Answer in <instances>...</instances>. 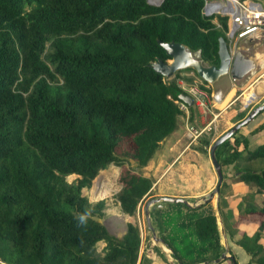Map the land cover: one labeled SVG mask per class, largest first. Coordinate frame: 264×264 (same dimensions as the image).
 Segmentation results:
<instances>
[{
    "label": "trees",
    "instance_id": "16d2710c",
    "mask_svg": "<svg viewBox=\"0 0 264 264\" xmlns=\"http://www.w3.org/2000/svg\"><path fill=\"white\" fill-rule=\"evenodd\" d=\"M202 3L0 0V264H135L137 223L111 234L97 219L104 200L91 202L81 189L115 163L123 213L132 215L148 192L151 179L122 162L146 164L183 112L179 70L168 78L148 63L166 60L160 39L182 42L217 64L226 17L212 21L201 14ZM263 126L262 120L249 132ZM241 127L216 146L215 157L220 166L232 164L229 183L249 184L251 193L241 195L248 205L235 211L219 195L216 207L223 231L249 255L246 264H264V217L251 234L238 230L236 218L264 214V140L248 147ZM69 174L75 177L67 180ZM161 210L152 215L178 262L210 263L224 251L208 201Z\"/></svg>",
    "mask_w": 264,
    "mask_h": 264
},
{
    "label": "rangeland",
    "instance_id": "374dc122",
    "mask_svg": "<svg viewBox=\"0 0 264 264\" xmlns=\"http://www.w3.org/2000/svg\"><path fill=\"white\" fill-rule=\"evenodd\" d=\"M260 1L264 2V0ZM238 43L246 44L248 42L247 40H239ZM255 50L261 55L259 64L256 69L247 73L240 80H234L229 75H225L219 81L209 84L207 82L203 83L202 79L192 69H181L178 71V76L175 78V81L181 84L182 91L188 94V87L194 85L203 89L205 97L199 99L202 102L200 104L196 103V98H194L190 105V111L187 108L188 105L185 103L184 107L181 108L183 112L177 115L175 128L158 142L155 151L146 164L137 166L134 161L127 162L126 159L123 160L122 164L124 166L130 167L132 170L148 176L151 179V186L148 192L137 203L132 215L123 213L119 209L118 201L115 197V193L120 188V184L117 181L120 167L118 164L108 163L104 168L98 170L97 174L91 180L89 187H83L81 189L82 194L86 195L91 202L98 199L104 200L105 204L102 209V214L97 218H99V221L102 222L108 232L115 236H120L125 228V223L127 221H135L142 230L143 242L148 240L150 238V232L146 227L143 207L145 201L150 197L176 195L184 197L191 205L204 202L202 197H207L216 183V173L208 155L210 143L232 123L239 120L241 118L239 117L240 114L244 113L243 115H245L251 107L260 103L264 98V33L260 37L259 45ZM172 76L173 74L168 78ZM208 88L209 90H207ZM229 88H234L232 95L234 94L236 96L242 93L240 94V98L236 101L229 102L228 98H222L219 101L220 98L215 100L211 96L215 92H219L218 94L220 96ZM190 94L191 92L188 95ZM191 97L193 98L192 94ZM176 101L179 103V100ZM262 113L263 116L261 114L260 118L262 117L264 122V112L262 111ZM240 132L241 134L243 133L241 129ZM240 132L236 133L241 135ZM205 139L209 140V144L206 145L203 143ZM263 140L264 131L251 137L248 147H252ZM127 159L129 160L128 157ZM254 165L250 163L248 166L254 167ZM221 172L222 180L217 193V197L220 195L219 203H223V197H225L227 203L229 202V205L235 211L238 207L248 205V196H245L247 198H243L238 194L228 196L231 192L227 193V191H230L229 188H232L233 185L228 180V177L233 174L232 164L221 165ZM73 177H75V174H69L66 176V179L70 180ZM98 190L101 191V194L94 196V192ZM244 190L247 193L246 195L251 193L249 187ZM199 195H202V197L200 198ZM217 197L213 193L211 198L205 201H208L214 209L218 238H221L223 245V234L220 230V221L215 209ZM152 207L154 205H149L148 207L151 224L155 223L151 211ZM162 207H159V209L161 210ZM163 213L164 211L161 210L159 215ZM261 217H264V214L251 213L248 217L237 214L236 218L240 225L239 231H251L253 227L256 229ZM156 231L163 233L164 229L161 226V228H156ZM102 244V241H98L97 248H100ZM141 246L144 249L143 252L150 251L149 244L145 246L142 244ZM235 246L240 249L242 256L246 255L241 247ZM221 263L227 264L225 261Z\"/></svg>",
    "mask_w": 264,
    "mask_h": 264
},
{
    "label": "water",
    "instance_id": "95a60500",
    "mask_svg": "<svg viewBox=\"0 0 264 264\" xmlns=\"http://www.w3.org/2000/svg\"><path fill=\"white\" fill-rule=\"evenodd\" d=\"M146 1L149 2L148 0ZM160 1L161 0H159L155 4H159ZM263 33L264 32L260 30L255 35H249L247 38L248 43H238L232 51H229L226 38L219 35L217 37L216 50L218 56L217 64L206 63L203 58L199 55V50H191L182 42L173 40L162 41L160 39H157L156 42L159 46L162 47L167 58L166 60H162L158 57L150 61L148 64L154 71L160 73L164 77L171 76L176 70L190 68L196 73L198 77H200L202 80L209 84L215 83L225 75H229L234 80H240L245 75H247V73L256 69L259 64L261 55L258 51L255 50V48L259 45V39ZM177 97L181 101L185 102L187 105H191L192 103L191 96H189L183 91H180ZM263 109L264 98L260 103L251 107L242 118L231 124L223 132L217 135L210 143L208 148V155L216 173V183L213 190L208 193V196L202 197L203 201L210 199L213 193H215L217 197L218 188L222 180L221 166L215 157L216 146L224 139L228 138L241 125L246 124L250 119H252L257 113H259ZM129 161H133V159L129 158ZM176 202H181L186 205L192 206L184 197L176 195H160L157 197H150L145 201L143 207L144 219L154 239L162 241L160 237L155 236L153 225H151L150 223L148 215L149 205L162 207L168 205L169 203ZM97 219L99 220V218ZM222 255L223 253H220V256ZM227 255L231 259V264H236L233 256L231 254ZM216 258L212 259V261H215Z\"/></svg>",
    "mask_w": 264,
    "mask_h": 264
},
{
    "label": "built area",
    "instance_id": "2783aa9c",
    "mask_svg": "<svg viewBox=\"0 0 264 264\" xmlns=\"http://www.w3.org/2000/svg\"><path fill=\"white\" fill-rule=\"evenodd\" d=\"M148 1L155 4L159 0ZM200 12L204 16L211 17L214 22L217 15L226 17L225 38L229 51L234 49L239 40H247L249 35H255L260 30L264 32V2L260 0H203ZM177 84L181 88V84ZM187 92L188 94L191 92L192 101L196 98L198 104L202 103L199 99L205 97L203 89L194 85L189 86ZM218 93L211 94L213 99L217 100L221 97ZM184 105L185 102L179 99L178 106L183 108Z\"/></svg>",
    "mask_w": 264,
    "mask_h": 264
},
{
    "label": "crops",
    "instance_id": "0c3cea01",
    "mask_svg": "<svg viewBox=\"0 0 264 264\" xmlns=\"http://www.w3.org/2000/svg\"><path fill=\"white\" fill-rule=\"evenodd\" d=\"M233 89L234 88H229L226 92H224V94L221 93L222 95H221L219 101H221L222 98H224V99L228 98L229 102H233V101H236L238 98H240V94H242V93H239L236 96L234 94L232 95V92H234ZM261 114L263 116L262 111L257 113L253 117V119H250L246 124L243 125V127H241V130L243 131L242 134L247 138L248 143H249V139L251 140V137H254V136L258 135L260 132L264 131V126H263V127H261L259 130L255 131V132H252V133L249 132V130H251L254 126H256L259 122H261L263 120L262 117H261L262 119L260 118ZM232 184H233L232 188H229L230 191H227V193L231 192L230 194H228V196H231V194L232 195L233 194L243 195V193L246 192L244 189L249 186V184L244 183V182H238V183H232ZM199 197L201 198L202 195H199ZM216 204H217V199H216L215 205ZM228 205H229V202H228ZM215 209L217 211V207H215ZM217 214H218V217H219L218 211H217ZM219 221H220V230H221V232L223 234L222 237H223L224 251L227 254H231L233 256V258L235 259L237 264H246V262H247V260L249 258V255L243 250L246 253V255L242 256V253H241L240 249L237 248L235 245H237L239 247H241V246L238 245L237 243H235L232 239H230L229 236L223 231L220 217H219ZM151 225H153L154 231L156 230V228L159 227L155 223H152ZM146 227H147V225H146ZM237 227H238V230H239L240 225H239L238 221H237ZM257 228H258V226L256 227V229ZM138 229H139L140 241H139V246H138V250H137V258H136L135 264H168V263L169 264H181L180 262H178L177 260H175L172 257L170 248H168L163 243V241H159V240H156V239L153 238L152 233H151V231L149 230L148 227H147V229L150 232V238L148 240L144 241V242H143V237H142L143 236L142 235V230L139 228V226H138ZM254 230H255V227H253L251 229V231L246 230V232L248 234H251ZM160 234H161V232L160 233H158L157 231L155 232V236L156 237L157 236L160 237ZM148 236H149V234H148ZM227 240H228V242H227ZM260 241L263 243L264 242V238L261 237ZM142 244H143V246H145L146 244H149L150 251L143 252L144 249L141 246ZM157 249L161 252L160 256H158ZM204 263L205 262L201 261V262L189 263V264H204ZM221 264H223V263H221ZM250 264H255V263L251 262Z\"/></svg>",
    "mask_w": 264,
    "mask_h": 264
},
{
    "label": "bare ground",
    "instance_id": "6f19581e",
    "mask_svg": "<svg viewBox=\"0 0 264 264\" xmlns=\"http://www.w3.org/2000/svg\"><path fill=\"white\" fill-rule=\"evenodd\" d=\"M100 194H101V191H100V190L94 192V196H99ZM95 198H96V197H95ZM155 208H158V209H159L158 206H154V207L151 209V211H153ZM222 253H223V255H222V256H219L218 258H216L215 261H212V262H210V263L207 262V263H205V264H217V263H219V262L222 261V260L230 259V257L227 255V253H226L225 251H223ZM230 260H231V259H230Z\"/></svg>",
    "mask_w": 264,
    "mask_h": 264
},
{
    "label": "clouds",
    "instance_id": "9594fccd",
    "mask_svg": "<svg viewBox=\"0 0 264 264\" xmlns=\"http://www.w3.org/2000/svg\"><path fill=\"white\" fill-rule=\"evenodd\" d=\"M78 219H79V223L81 225H84L87 223L88 214H82Z\"/></svg>",
    "mask_w": 264,
    "mask_h": 264
}]
</instances>
